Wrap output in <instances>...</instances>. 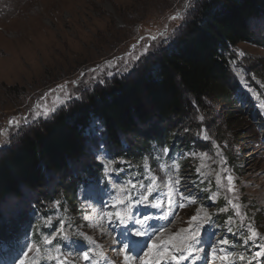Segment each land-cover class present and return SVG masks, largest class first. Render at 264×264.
<instances>
[{
  "label": "rangeland",
  "instance_id": "rangeland-1",
  "mask_svg": "<svg viewBox=\"0 0 264 264\" xmlns=\"http://www.w3.org/2000/svg\"><path fill=\"white\" fill-rule=\"evenodd\" d=\"M201 2L202 0H198V6L186 20L172 22L169 25L170 31L178 23H182L183 27L168 44L161 45L156 51L172 49L174 42L182 36ZM183 3L184 0H0V129H6L10 119L30 115L29 109L39 97L44 92L56 89L60 84L69 82V90L76 93V89L72 88L70 82L76 80L81 71L87 72L89 68L103 66L106 60L123 57L131 46L137 43L139 37L156 33L161 29L168 22V16ZM262 27L264 28V19L252 26L253 35L257 40L261 39L262 31L264 32ZM236 51H243L245 56H237ZM233 53L234 58H230L229 66L239 83V90L234 97L236 98L241 92L249 99L250 104L239 106L235 101L234 105L221 107L210 102L208 114L205 116L207 124L211 128L224 131L227 140L221 147L211 143L213 148L208 151L207 149L192 150L211 154L212 159L207 160L209 167L202 169L206 173L211 172L207 177L195 171L200 164L198 158L178 156L174 159L183 161L181 165L186 167L180 169V175L183 178L182 188L191 191L199 199L196 205L180 210L179 215L168 225L161 238L167 239L179 229L188 227V219L195 215L197 207L203 204L210 213L214 214L213 226L206 230L216 233L214 242L221 237L230 240L232 244L230 250L235 253V264H247L248 260L256 264L259 262L264 264V256L253 259L255 253L264 247V240H258L255 244L250 242L248 245L242 243L249 223L264 236V130H259L254 122L255 119H264V115L260 114L262 109L259 107L264 101V76L259 77L254 73L264 75V47L241 43L233 49ZM247 66L252 72L250 79L260 84L259 90H256L248 81V73L245 70ZM134 69L135 66L132 68L131 75L135 74ZM113 71L116 70L113 69ZM126 73L128 72L124 74ZM105 80L107 81L108 78L105 77ZM240 80L244 83V88ZM97 84H91L90 88ZM249 88L256 92V97L252 96ZM87 91L82 90L76 94L85 95ZM75 100L80 99H73L69 101V104ZM256 112L260 118L257 117ZM228 113L232 115L229 121H227ZM101 129L99 121L93 118L85 135L99 137ZM25 130L26 128L22 129L21 135L15 136V130L9 129L7 137H0V154L4 149L14 147ZM6 138L11 142L5 144ZM225 145L228 147L226 148ZM217 151L222 153L226 163L221 164L220 157L215 155ZM98 154L102 155V159H97ZM94 157L103 171V161L109 159L107 152L99 147L95 150ZM116 164L114 167L119 171L111 174L109 178L111 182L128 180L129 175L125 169ZM141 167H144V162ZM224 168L229 170L228 174L235 177L239 203L242 205L241 210L247 217L244 228L241 227L238 217H232L235 223L227 222L232 215L231 208L227 212H219L220 208L227 206L226 197L230 195L226 188L221 189L216 185V172L223 174ZM78 169L79 165L75 167V170ZM75 170L72 172L77 173ZM152 170L159 175L157 168ZM143 176L144 168L143 171H136L137 180H142ZM202 180L203 183H201ZM57 182L58 178L52 175L48 188L55 190ZM143 182L146 183V181ZM223 182L226 185L227 182ZM23 192L25 202H31L37 194L36 191ZM111 194L109 180L105 179L104 171L101 179L91 180L78 190L80 207L77 208V214L66 215V218L73 223V227L67 230L68 243L74 250L89 251L90 260L86 262L74 256L69 258L70 264H91V259L99 260V257L94 256L93 251H90L95 249L96 245L101 246L104 255L108 260L113 261V264H123V256L115 250L120 245L113 243V234L116 239L129 243V255L139 257L133 261V264H142V261L146 259L144 254L147 251V245L142 238L131 234L124 237L121 235L124 229L120 227H116L111 232L102 233L99 228L93 229L88 226L96 213L101 210L104 202L110 199ZM209 196L215 198L214 203L207 199ZM22 200L24 199L7 198L0 201V225L2 222L8 224V221H12L18 209L19 212L24 211ZM217 201H221L224 205L219 208ZM132 211L134 218L142 214H158L155 209L145 206L134 207ZM85 215L89 217L88 220L83 218ZM225 215L227 219L219 223ZM258 217L261 219L260 223H257ZM136 228L138 225L129 224L127 230L131 233ZM229 228L232 229L231 233L228 232ZM81 233L83 235H80ZM84 236L91 237L96 243L90 245ZM240 237L242 238L238 241ZM30 242L34 241L30 240ZM55 243L63 244V247L65 245V242L59 240ZM64 250L67 251V247H64ZM32 255L33 253H29L30 257ZM205 255L207 261L203 264H211V256L208 253ZM240 255L245 256L244 262L238 259ZM21 259L23 257L17 255L8 264H20ZM40 264H47V261L41 260ZM184 264H191V261H185ZM196 264H202V261H196ZM216 264H219V261Z\"/></svg>",
  "mask_w": 264,
  "mask_h": 264
},
{
  "label": "trees",
  "instance_id": "trees-1",
  "mask_svg": "<svg viewBox=\"0 0 264 264\" xmlns=\"http://www.w3.org/2000/svg\"><path fill=\"white\" fill-rule=\"evenodd\" d=\"M263 19L264 0H202L171 50L156 51L152 59L135 66L134 75L98 83L54 118L26 128L16 145L0 154V201L24 199V211L18 209L12 221L1 223L0 243L20 249L29 237L41 241V234L51 231L42 226V219L58 215L53 201L60 200L67 209L59 215L77 214L79 186L103 175L93 156L101 141L116 165L123 161L126 171L146 157L154 164L165 146L168 160L194 149L208 151L211 143L224 146L225 132L196 117L208 114L210 102L221 107L235 104L237 86L228 61L241 43L263 46L264 32L259 40L252 32L253 24ZM93 118L102 127L101 139L85 135ZM231 118L228 113L227 121ZM186 127L189 132H184ZM201 128L209 141L197 139ZM52 175L58 178L55 190L48 188ZM23 191L37 194L25 202Z\"/></svg>",
  "mask_w": 264,
  "mask_h": 264
},
{
  "label": "snow or ice",
  "instance_id": "snow-or-ice-1",
  "mask_svg": "<svg viewBox=\"0 0 264 264\" xmlns=\"http://www.w3.org/2000/svg\"><path fill=\"white\" fill-rule=\"evenodd\" d=\"M198 6V0H184V3L176 9L167 18V23L159 29L156 33H149L147 36H141L137 39V43L132 45L128 52L123 57H115L113 60H106L104 65H97L95 68L87 69V72L81 71L76 80L70 83L72 88L76 89V93L82 90H90V85L94 83H106L105 77L108 82L111 81L116 75H123L125 72L130 73L132 68L137 63H146L152 59L156 50L164 44H168L183 27L182 23L169 30V25L172 22H183L192 11ZM239 57H244L243 51H236ZM113 69L116 71L114 72ZM69 82L60 84L56 89L50 92H44L39 99L30 107V115L20 116L10 119L6 129H0V137H7L8 130L14 129L15 136L21 135V130L31 128L38 125L42 120H50L54 118V114L60 111L63 107L69 106V101L73 99H82V96L71 92L68 87ZM83 86V87H79ZM253 97L257 94L251 88L248 89ZM262 109L261 115H264V101L259 105ZM201 123L205 117H196ZM189 128H185L184 132H189ZM176 133H174L175 135ZM197 139L209 141L210 136L201 128L196 133ZM9 139H5L4 143H10ZM214 147H216L214 145ZM101 150L103 145L100 146ZM163 156L169 155V148L167 146L161 149ZM216 156L220 157L221 164L226 163L221 152L217 151ZM190 156L198 158L200 164L196 167L195 171L201 176L207 177L211 172H204L202 169L208 168L207 160L212 159L208 152L182 153L181 158ZM97 159H102V155L97 156ZM122 163L123 161H119ZM117 163L114 159H107L103 161V171L105 179L109 180L111 188V196L108 201L104 202L103 207L89 222L88 226L96 229L99 228L101 232H111L116 227L124 229L121 235L127 237L129 234L142 238L143 242L147 245V251L142 264H184L185 261H191V264H196V261H207V256L202 255L208 253L211 256V264H235V253L231 251L232 244L229 239L221 237L215 243L211 242V238L216 235L214 231H208V240H205L204 233L206 229H211L213 226L214 214L210 213L208 208L201 204L196 209V214L192 215L187 223L188 227L181 228L179 231L168 236L167 239H162L164 232L167 230L168 225L173 222V219L179 215L180 210L188 208L198 203L199 197L194 195L186 188H182V177L180 175L181 165L179 160H172L171 163L158 162L157 170L159 175L152 170L149 164V158H144V176L142 180H137L134 176L124 182L112 183L109 179L111 174L119 170L114 167ZM228 169H223L221 172H216V185L224 189L228 194L226 197V207L219 209V212H227L229 208L232 210V215L228 219V223H235L234 217H238L241 227L244 228V221L247 219L242 212V205L239 203V191L235 184V177L228 174ZM143 181H146L143 182ZM223 181H226V185ZM204 181L202 180L201 183ZM215 202L213 196L207 197ZM138 206H145L155 209L158 214L148 215L142 214L134 218L132 209ZM52 207L56 209L58 215L54 217L49 216L41 221L43 227L51 229L48 233H42V240L39 242H30L26 245L27 250L23 253V259L20 264H40L41 260L47 261V264H70L69 258L78 256L84 261L90 260L89 251H78L71 248L69 242L68 229L73 227V223L66 217L59 215L63 209V204L60 200L52 202ZM64 212L67 209H63ZM88 220L89 217H83ZM138 225L133 232H128V225ZM39 226H37V231ZM228 232H232L229 228ZM80 235H83L81 233ZM235 235V233H233ZM84 239L90 244L96 242L91 237L84 236ZM65 242L64 250L57 241ZM258 240H264V236L260 235L258 231L252 226L251 223L246 226V234L242 243L248 245L250 242L255 244ZM113 243L120 245L117 250L123 256V264H133V261L138 259L137 256L129 255L130 245L126 241L116 239L113 234ZM43 245V247L41 246ZM93 251L97 259H91V264H113V261L108 260L101 250L100 245H96ZM29 253H33L30 257ZM264 256V247L255 253L253 259H258ZM238 259L241 262L245 261V256L240 255ZM247 264H252V260H248Z\"/></svg>",
  "mask_w": 264,
  "mask_h": 264
},
{
  "label": "bare ground",
  "instance_id": "bare-ground-1",
  "mask_svg": "<svg viewBox=\"0 0 264 264\" xmlns=\"http://www.w3.org/2000/svg\"><path fill=\"white\" fill-rule=\"evenodd\" d=\"M4 209V208H3ZM7 212V211H6Z\"/></svg>",
  "mask_w": 264,
  "mask_h": 264
}]
</instances>
